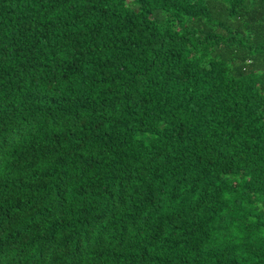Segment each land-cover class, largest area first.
Returning a JSON list of instances; mask_svg holds the SVG:
<instances>
[{
  "label": "trees",
  "instance_id": "trees-1",
  "mask_svg": "<svg viewBox=\"0 0 264 264\" xmlns=\"http://www.w3.org/2000/svg\"><path fill=\"white\" fill-rule=\"evenodd\" d=\"M0 264H264V0H0Z\"/></svg>",
  "mask_w": 264,
  "mask_h": 264
}]
</instances>
